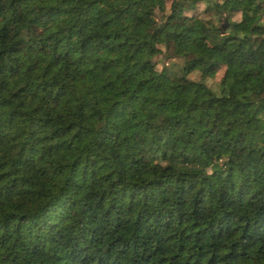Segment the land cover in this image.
<instances>
[{
  "label": "trees",
  "instance_id": "16d2710c",
  "mask_svg": "<svg viewBox=\"0 0 264 264\" xmlns=\"http://www.w3.org/2000/svg\"><path fill=\"white\" fill-rule=\"evenodd\" d=\"M164 1L0 0V264H264V0Z\"/></svg>",
  "mask_w": 264,
  "mask_h": 264
},
{
  "label": "rangeland",
  "instance_id": "374dc122",
  "mask_svg": "<svg viewBox=\"0 0 264 264\" xmlns=\"http://www.w3.org/2000/svg\"><path fill=\"white\" fill-rule=\"evenodd\" d=\"M170 6H171V0H165L164 2L160 3L157 6V15L158 18L162 17L165 13L169 12L170 10ZM204 4H198L194 10H190V11H186L184 14L186 16L189 17H193L195 18V20L199 21V23L201 25H203L202 21L203 20H211V12L212 10H208V11H204ZM223 16H227V18L232 22V21H237L240 19V13H233V14H228V13H224L223 12ZM214 23L217 24V22L215 21ZM219 26V25H216ZM156 61H157V67L161 68L162 66V59L161 57H156ZM222 75V70H220L217 74L216 77L213 79H208V83L213 87L216 88L217 87V82L220 78V76ZM198 75L195 74H191L190 77L191 78H197Z\"/></svg>",
  "mask_w": 264,
  "mask_h": 264
}]
</instances>
